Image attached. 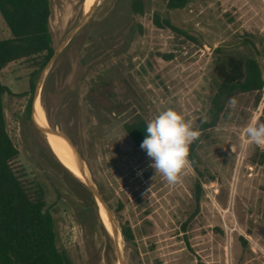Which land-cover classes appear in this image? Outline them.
<instances>
[{
    "label": "rangeland",
    "instance_id": "374dc122",
    "mask_svg": "<svg viewBox=\"0 0 264 264\" xmlns=\"http://www.w3.org/2000/svg\"><path fill=\"white\" fill-rule=\"evenodd\" d=\"M84 1L49 0L57 55L37 81L35 100L49 128L66 135L84 161L111 213L124 264H264V149L242 136L249 122H264V85L255 108L250 96L230 107L245 120H223L204 133L194 150L202 176L191 166L175 185L156 175L146 151L122 128L167 108L200 128L219 57L235 65L255 58L264 79V0H189L180 10H167L165 0H142L143 15L131 11L132 0H94L80 25ZM154 13L189 38L156 28ZM7 37L0 18V39ZM26 74L19 63L0 73L15 94L3 97L6 131L18 151L15 167L43 186L57 247L70 264H120L88 187L65 171L24 117L28 96L18 94L27 90ZM32 117L38 125L33 110ZM122 223L131 228L130 243L119 232Z\"/></svg>",
    "mask_w": 264,
    "mask_h": 264
},
{
    "label": "trees",
    "instance_id": "16d2710c",
    "mask_svg": "<svg viewBox=\"0 0 264 264\" xmlns=\"http://www.w3.org/2000/svg\"><path fill=\"white\" fill-rule=\"evenodd\" d=\"M188 2L165 0V8L180 10ZM130 8L134 14L143 15L142 0H132ZM49 16V0H0V18L9 32V37L0 39V73L13 63L26 69L27 90L18 94L19 97L28 96L24 107L26 120L31 113L40 73L55 52L48 26ZM152 21L156 28L169 29L189 38L185 32L172 26L168 18H160L154 13ZM247 43L254 47L251 42ZM161 57L170 60L173 56L165 54ZM217 61L211 79L207 123L200 124L202 136L220 121L245 120L244 112L236 114L231 110L229 99L250 96L251 107L255 108L264 85L262 70L255 58L239 59L236 65L232 58L219 57ZM6 95L15 94L0 81V264H70L65 253L57 247L54 222L46 206L43 186L26 178L24 172L15 167L18 151L6 131L3 110ZM122 128L134 146H141L146 136L144 120L123 123ZM202 136L191 145L189 157L199 177L202 173L194 163V150ZM65 171L72 175L67 169ZM80 185L83 186L81 182ZM200 192V182L197 181L194 184V213L198 210ZM119 232L126 243L133 241L127 223L119 225Z\"/></svg>",
    "mask_w": 264,
    "mask_h": 264
},
{
    "label": "clouds",
    "instance_id": "9594fccd",
    "mask_svg": "<svg viewBox=\"0 0 264 264\" xmlns=\"http://www.w3.org/2000/svg\"><path fill=\"white\" fill-rule=\"evenodd\" d=\"M228 103L235 109L238 100L232 97ZM202 123H207V118ZM145 131L141 148L152 161L149 167L169 185L182 182L183 175L192 166L190 147L202 136L199 126L194 127L193 121L183 112L167 108L146 122ZM242 136L247 144L264 149V122H249L243 127ZM235 150L232 147V152Z\"/></svg>",
    "mask_w": 264,
    "mask_h": 264
},
{
    "label": "bare ground",
    "instance_id": "6f19581e",
    "mask_svg": "<svg viewBox=\"0 0 264 264\" xmlns=\"http://www.w3.org/2000/svg\"><path fill=\"white\" fill-rule=\"evenodd\" d=\"M93 4H94V0L84 1L83 11H84L85 16L90 14L91 10L93 9ZM33 112H34V117L37 120L39 126L36 124V121L33 119L35 125L42 130H49V125L44 115L45 113L42 111L37 98L34 102ZM44 138L46 139L49 148L51 149V151L53 152L57 160L62 164V166L65 169H67L75 178L84 181V178L80 172L79 166L67 142L63 138H60V137L48 136ZM103 213L106 215L104 210L100 207V210H99L100 219L104 227L106 228V230L109 233H112L111 225L108 220V217L106 218L107 215L105 216ZM116 237H117V232H116Z\"/></svg>",
    "mask_w": 264,
    "mask_h": 264
},
{
    "label": "water",
    "instance_id": "95a60500",
    "mask_svg": "<svg viewBox=\"0 0 264 264\" xmlns=\"http://www.w3.org/2000/svg\"><path fill=\"white\" fill-rule=\"evenodd\" d=\"M88 16H89V14L86 15V16L85 15L83 16L80 25H82L84 23V21L88 18ZM56 55H57V51L54 52L52 58L47 63V65L44 67V69L42 70V72L40 73L38 82L42 78V74H43L44 70L52 62V60L55 58ZM37 86H38V83L36 84V87L34 89L33 100H32V104H31L30 122L33 125V127L35 128V130L37 132H39L43 137H48V136L60 137V138H63L67 142V144L70 147V149L72 151V154H73V156H74V158H75V160H76V162H77V164L79 166L80 172H81V174H82V176L84 178V181L82 183L86 187H88L89 191L93 195V197H94L95 201L97 202L98 206L101 207L104 210V212L106 213V215L108 217V220H109L110 225H111V230H112V233L111 234H112V237L114 238V241L116 242V245H117V254H118L119 263L120 264H124L123 259H122V255H121L120 251L118 250V243H117V238H116V227L114 225V222H113L111 213L109 212L107 206L105 205L104 201L102 200V198L100 197V195L98 194V192L95 189L92 188V185H91V183H90V181H89V179L87 177L85 163L82 160V158H81L80 154L78 153L77 149L75 148V146L73 145V143L71 142V140L66 135L55 131L51 127L49 128V130H42V129L38 128L35 125L34 121H33L32 110H33L34 101H35V97H36Z\"/></svg>",
    "mask_w": 264,
    "mask_h": 264
}]
</instances>
